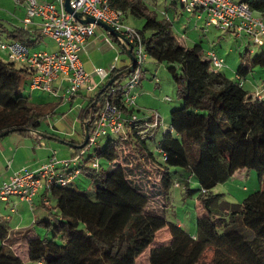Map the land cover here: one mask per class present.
I'll list each match as a JSON object with an SVG mask.
<instances>
[{
	"label": "trees",
	"instance_id": "trees-1",
	"mask_svg": "<svg viewBox=\"0 0 264 264\" xmlns=\"http://www.w3.org/2000/svg\"><path fill=\"white\" fill-rule=\"evenodd\" d=\"M238 1L264 18V0ZM108 3L119 9L123 18L128 13L142 20L141 27L135 29L146 55L168 64L166 71L181 105L170 109L169 124L155 144L165 157L156 151L160 160L155 159L146 144L151 135L141 138V127L135 122L125 127L124 135L101 137L106 138L101 148L96 147V141L92 152L82 154L77 161L76 175L89 179L93 199L68 187L76 175L64 186H50L47 192L53 205H42L46 216L35 219L31 227L12 235L0 221V264H137L140 257L144 264H264V188L228 205L219 202L221 194L211 192L237 171L253 170L258 178L264 175V98L246 94L241 84L253 66H264V51L254 54L246 64L249 52L245 50L235 77L229 79L209 68L207 50L199 43L187 47L177 43L170 21L158 17L155 0ZM2 32L7 40L28 47L35 46L41 37L37 29L0 24ZM110 37L121 45L116 35ZM126 68L125 64L110 71L108 78L115 73L121 78L108 86L105 82L86 98L78 115L81 140L83 126L90 131L104 98L121 102ZM25 80L28 83L24 69L0 58V133L39 134L45 107L22 94ZM110 86L116 90L107 95ZM81 140L67 142L79 144ZM125 144L140 166L157 177L161 190H167L173 167L195 179L198 187L192 189L181 174L176 177L187 195L195 193L201 208L193 234L147 209L148 197L128 177L130 169L142 173L143 168L120 159L119 150ZM94 159L97 167L90 165ZM161 230L166 231L167 240L153 244ZM14 244H20L22 252L15 251Z\"/></svg>",
	"mask_w": 264,
	"mask_h": 264
},
{
	"label": "built area",
	"instance_id": "built-area-1",
	"mask_svg": "<svg viewBox=\"0 0 264 264\" xmlns=\"http://www.w3.org/2000/svg\"><path fill=\"white\" fill-rule=\"evenodd\" d=\"M65 0H15L23 4V28H36L40 36H46L54 42L55 50L31 49L18 41H0V50L4 52L6 60L24 69L28 73V87L30 90H40L54 94L52 83L59 75H64L67 87L61 97L68 99L80 88H85L94 95L93 86L89 85V73L83 68L80 53L87 39L93 34L94 24H81L73 16L79 14L80 19L92 18L110 27L118 37L120 49H129L133 58L132 69L128 73L125 83L121 82L122 98L120 103H111L104 98L94 123L88 132L83 147L72 157L58 159L51 155L34 170L20 169L13 172L0 183V198L16 195L19 199L31 202L32 197L40 188L49 189L52 185L64 186L77 173L79 157L96 144L97 139L108 134L124 135L125 127L133 122L141 127L138 131L141 138L148 137L161 121L159 114L153 111L145 118H137L134 114V87L139 83L142 73V63L146 58L138 31L127 25L119 9L111 7L108 0H68L71 12L64 7ZM182 9L188 13L195 10L204 12L205 25H213L220 29H231L236 36L243 32L252 44L262 45L264 24L262 18L248 8L245 3L235 0H178ZM108 42V39H106ZM209 60V68L218 70L223 61L213 51L205 52ZM130 61L126 63L128 66ZM115 69L109 67V73ZM93 73L107 79L101 68H93ZM109 75V74H108ZM108 78V77H107ZM102 86V85H101ZM116 87L110 86L108 94H113ZM257 98L260 96L255 94ZM165 101L169 99L165 96ZM126 111V112H124ZM164 159V152L155 149ZM97 167V160L90 163ZM69 169V170H68ZM68 170V171H66ZM48 204V200H44ZM43 204V205H44ZM46 204V205H47Z\"/></svg>",
	"mask_w": 264,
	"mask_h": 264
},
{
	"label": "rangeland",
	"instance_id": "rangeland-1",
	"mask_svg": "<svg viewBox=\"0 0 264 264\" xmlns=\"http://www.w3.org/2000/svg\"><path fill=\"white\" fill-rule=\"evenodd\" d=\"M170 1L171 0H166V4ZM173 1V6H169L165 14L162 11L163 0H157V5L154 9L157 11L158 17L162 15L170 21L171 35L175 38L178 44L187 47L199 43L205 51L211 50L220 57L223 61V66L218 70L223 72L227 78H234L235 69L239 64V61H242L240 60V54L244 53L245 50L249 52L248 59L245 60L246 64H248V61L254 54H257L262 50L264 51V36H262V45L252 44L243 32H241L239 36H236L231 29H220L215 26H206L204 12L201 13V18H196L192 13L184 11L177 0ZM22 8V2L16 3L15 0H0V24L7 28H10L11 26L23 27L21 19L24 13L22 12ZM254 13L255 12H253V14ZM123 20L127 25L136 29H139L142 25L141 19L135 18L128 13L124 15ZM262 21L264 24V18H262ZM4 35L3 32L0 33V41L7 40ZM54 48V42L46 36H41L35 46L36 50H45L47 52H51ZM123 57L125 59V56ZM0 58L6 60L4 52L1 50ZM167 65L166 62H157L153 58L146 56L142 63L143 74L140 77L139 84L144 86V89L146 90L154 91V98L161 103L163 108L159 110L154 106L152 107V105H145L134 111L137 118L148 117L153 111H156L161 118L158 126L151 132V139L146 142L148 148L153 152L155 159L157 160H160V156L155 150V144L160 139L163 130L166 129L169 124V111L170 109L177 108L181 105L180 99L176 97L175 87L171 77L166 71ZM244 78H248L258 84V88L261 90L260 92H262L263 89V93L261 94L264 95V66H253L251 71ZM126 80L127 76L124 77L121 82L125 83ZM243 81L244 80H242V82ZM137 85L135 87H137ZM243 87L246 94L251 92L247 84H244ZM135 90L136 88L133 89V94L137 93ZM21 92L23 95L29 96V100L33 103L51 100L49 98L50 95L48 96V94H46L47 92L44 93L40 90L32 91L29 89L26 82L22 84ZM249 94L252 95L253 93ZM164 96L169 100H163ZM78 100L73 104H68V102L66 103V101L63 100L61 106H54L52 111H49V109L45 110V120L54 123L59 120V118H62V120H59L60 124L56 125V127L63 126L68 132L77 134L78 123L75 121V116L77 108L79 107V102L81 101L80 96H78ZM161 110H164V112ZM13 135L17 136L18 134L16 132H11L7 134V137H12ZM105 140L106 138L100 140L97 139L96 147L101 148ZM56 145L63 147L61 144H58V142ZM93 148L94 147L86 150L85 155L91 153ZM52 156H54V154ZM119 156L120 159L124 158L123 160L125 162L134 161V164L138 163L139 169L143 168L142 173L135 169H130L128 177L131 182L134 185H138L139 190L148 197L147 209L153 211L154 214L162 216L166 221L179 224L189 234L193 233L195 231V218L196 215L200 213L201 208L195 198V193L187 195L181 187L182 181L178 180L176 177L181 174L183 178L187 179L188 186L192 189L198 187L195 179L181 168H170L171 181L167 190L164 191L160 189L157 177L152 174V172L147 171V168H145L146 166H140L139 160H136V157H134L128 144H125L119 150ZM120 159L117 157L116 161L121 163ZM99 161L102 162V159ZM172 171H176L177 174H172ZM68 187L85 193L90 199H93L94 197L93 187L89 179L82 174L76 175L69 183ZM260 188H264V175L258 178L253 170H248L246 172H235L225 181L213 186L211 192L221 194L219 202L228 205L230 203L240 202L247 194ZM50 205H53V200H50ZM35 209L42 212L41 215L36 216L40 218L46 216L45 209L39 207L38 204H35ZM166 240V231L161 230L155 234L153 244H159ZM13 248L17 252H22L23 250L21 249L20 244H15ZM29 264L34 263L31 262ZM137 264H144V259L140 257Z\"/></svg>",
	"mask_w": 264,
	"mask_h": 264
},
{
	"label": "crops",
	"instance_id": "crops-1",
	"mask_svg": "<svg viewBox=\"0 0 264 264\" xmlns=\"http://www.w3.org/2000/svg\"><path fill=\"white\" fill-rule=\"evenodd\" d=\"M170 2H172L169 3V6L171 7L173 6L174 1L171 0ZM156 5L157 0H155V6ZM165 5L166 0H163L162 11H164L166 14V10L168 8H165L166 10H164ZM201 13V11L195 10L192 12V15H194L196 18H201ZM254 14L260 16L258 13ZM33 29L36 28H27V30L30 31ZM107 34L108 33L104 31L100 26L95 25L93 28V34L87 39L86 44L84 45V48L79 55L82 68L90 74L89 85L93 86V91H98L102 83L105 81L104 77L93 73V68H101L104 71L107 79L110 66H114L115 68L123 67V65H125L129 60L124 54V52L119 48L120 46L115 43ZM106 39H108L109 41L112 40V42L110 43ZM35 46L29 48L35 49ZM123 56H125V59ZM15 66L18 67L17 65ZM142 74L143 69L141 75ZM243 80L244 81L241 83L242 87L244 86V84H247L249 90L251 91L249 93L258 94L259 96H262L264 98V95L261 94L263 93V89L262 92H260L261 90L258 88V84L248 78H244ZM24 82L27 83L26 80ZM67 85L68 84L66 77L64 75H59L56 80L52 83L53 89L56 90L55 93H46L48 94V96L50 95L49 98L51 100L42 101L37 104L43 105L45 107V110L49 109V111H52L54 106H61L63 100H65L66 103L68 102V104H73L76 102V100H78V96H80L81 101L79 102V107L77 108L75 116V121L78 123L77 134L68 132V130L63 128V126L56 127V125L60 124L59 120H62V118H59V120L55 121L54 123L47 122L45 120L46 118H43L37 128V131L40 133L37 136H23L18 133L17 136L13 135L12 137H7V134L4 135L0 138V183L5 181L7 177L13 172L18 171L20 169H36L41 163L46 161L53 154L58 159H67L74 155L76 148H72L70 146L62 144L59 142V140L65 139L62 140L65 142H67L68 139L77 142L81 140V127L78 115L80 109L84 106L87 100L86 98L91 97L92 93L86 91L85 88H80L68 99H63L61 95L62 93H64ZM134 88H136L135 91H137V93H135L133 111H135V109H140V107H144L145 105H152V107L154 106L159 110L163 108L161 103L159 101H156V99L154 98V91L144 89V86L140 85L139 83L137 87ZM161 111L164 112V110ZM55 142H58V144H61L63 147H59L58 145H56ZM48 194L49 192H47V190L42 187L39 189L37 194L32 197L30 203L25 200L19 199L16 195H7L4 199L0 198V221L6 224V226L8 227L9 234L11 233L13 235V233L20 232L26 228L31 227L33 221L37 218H40L36 215H41L42 212L35 209V204H38L39 207L44 208L42 206L45 202L44 200H48L49 206L51 198Z\"/></svg>",
	"mask_w": 264,
	"mask_h": 264
},
{
	"label": "water",
	"instance_id": "water-1",
	"mask_svg": "<svg viewBox=\"0 0 264 264\" xmlns=\"http://www.w3.org/2000/svg\"><path fill=\"white\" fill-rule=\"evenodd\" d=\"M67 1L68 0H65L64 1V7H65V10L67 12H71L70 8L68 7V4H67ZM73 16L77 19V21L81 24H94V25H98L100 26L104 31H106L109 35L111 36H115L116 34L114 33V31L108 27L107 25L99 22V21H94L92 18H84V19H80L79 18V14L78 13H74ZM124 54L126 55V57L129 59L130 61V64L127 66V68L125 69V73H129L132 69V63H133V58L130 54V51L129 49L127 50H124ZM118 78H121V75H119V73H115L114 75H112L110 78L107 79L106 83H105V86H108L110 85L114 80L118 79ZM12 130L10 131H3L0 133V137L7 134L8 132H11ZM39 133V132H38ZM40 134V133H39ZM87 135H88V131H87V126L84 125L83 126V137H82V140H81V143L79 144H73V143H69V142H65V141H62V140H59L61 143L67 145V146H70L72 148H76V149H80L81 147H83V145L85 144L86 142V139H87ZM57 140V139H56Z\"/></svg>",
	"mask_w": 264,
	"mask_h": 264
}]
</instances>
